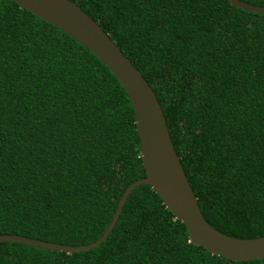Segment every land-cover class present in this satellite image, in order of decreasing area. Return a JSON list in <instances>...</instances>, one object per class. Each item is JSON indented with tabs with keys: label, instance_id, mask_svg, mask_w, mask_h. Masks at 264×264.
Returning a JSON list of instances; mask_svg holds the SVG:
<instances>
[{
	"label": "trees",
	"instance_id": "1",
	"mask_svg": "<svg viewBox=\"0 0 264 264\" xmlns=\"http://www.w3.org/2000/svg\"><path fill=\"white\" fill-rule=\"evenodd\" d=\"M153 88L207 222L264 237V15L229 0H70ZM264 7V0H240ZM125 89L86 47L0 0V235L81 247L99 241L145 178ZM0 264H264L194 244L149 185L108 240L68 254L0 242Z\"/></svg>",
	"mask_w": 264,
	"mask_h": 264
},
{
	"label": "water",
	"instance_id": "2",
	"mask_svg": "<svg viewBox=\"0 0 264 264\" xmlns=\"http://www.w3.org/2000/svg\"><path fill=\"white\" fill-rule=\"evenodd\" d=\"M21 8L53 24L96 55L116 76L134 107L146 177L132 183L121 198L103 237L90 245L72 247L19 235H0V242H16L52 251L75 254L106 242L117 225L131 193L140 185L151 186L173 215L181 220L191 241L213 255L235 262L264 260V237L239 239L223 234L205 219L196 193L173 144L163 108L146 78L103 28L70 0H13ZM234 7L264 15V7L229 0Z\"/></svg>",
	"mask_w": 264,
	"mask_h": 264
}]
</instances>
